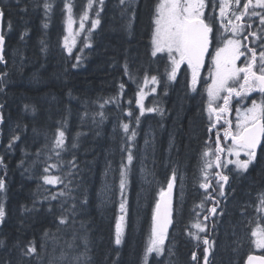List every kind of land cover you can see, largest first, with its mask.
Segmentation results:
<instances>
[{"label": "trees", "instance_id": "1", "mask_svg": "<svg viewBox=\"0 0 264 264\" xmlns=\"http://www.w3.org/2000/svg\"><path fill=\"white\" fill-rule=\"evenodd\" d=\"M158 2L131 0L132 8L122 12L124 6L119 0H104L100 23L96 30L89 31L91 21L96 19L95 11L100 9L94 4L93 10H88L89 18L75 51L67 55L62 46L65 5L69 4L74 16L78 17L85 10L87 0H0V10L5 13L3 55L6 61L0 63V105H3L0 108L3 117L0 157L4 159V165H0V178L6 184L5 191L0 192V203L4 204L7 213L4 223L0 224V240L6 245L0 248V264L5 261L17 264L21 259L25 264H48L51 256L59 254L65 241L72 240L73 232L78 253L84 252L82 237L87 238L88 264H144L145 249L152 235L155 199L145 202L143 207L139 170L147 135L143 131L145 121L136 107V95L145 76L150 79L152 75H163L167 63L160 56L153 58L150 55L154 10ZM215 2L219 3V0ZM45 3L51 5L47 13L43 7ZM41 41H44L43 45ZM125 64L132 78L125 73ZM172 90L168 94L166 116L145 117L154 128L159 147L156 153L142 156V163L154 174V195L165 188L173 168L177 170L176 180L179 175H185L190 184L199 176L203 144L207 140L208 146L213 148L215 142V131L211 134L210 125L202 118L196 95L176 87ZM108 100L111 102L101 109L100 105ZM25 104L34 106L35 111H26ZM129 111L132 116L127 115ZM99 112L104 113L103 120L96 115ZM168 116L172 121L166 129ZM136 117H139V124ZM123 123L129 124V134L132 130L136 132L134 141L127 140ZM60 129L65 131L68 145V151L62 153L64 161L71 160L74 154L79 164V175L70 185L77 205L75 224L71 228L58 224L59 201L45 199L63 185L58 184L55 188L44 185L39 179L43 175V164H33L37 160V151L41 152V161L47 158ZM77 133L81 134L78 138ZM13 134L20 139L8 149ZM74 138L77 147L71 148ZM148 143L154 147L150 140ZM128 146L135 158L124 193L126 218L122 242L117 246L114 243L115 226L122 199L119 166L127 155L122 148ZM164 148L169 153H165ZM56 159L53 154V160ZM66 168L65 163L64 170ZM54 175H62V171L55 169ZM190 192L186 201L179 205L180 215L173 218L169 235L179 252L190 250V254L183 255L192 258L195 253L201 261L205 245L188 234L192 231L191 225L200 221L195 217L197 203ZM85 200L87 203L83 202ZM33 201H36L35 210L25 212V206L33 209ZM50 207L51 212L48 211ZM208 209L206 206L202 218L205 213L208 215ZM213 220L215 217L208 221ZM57 227L61 231L57 232ZM45 231L49 232V238L42 240ZM53 233L56 240L51 239ZM199 235L208 239L218 236L214 233ZM30 240L36 241L38 252L39 245H45L40 261L21 257L20 249L14 247L19 243L23 248ZM161 258L152 254L148 264H158Z\"/></svg>", "mask_w": 264, "mask_h": 264}, {"label": "snow or ice", "instance_id": "2", "mask_svg": "<svg viewBox=\"0 0 264 264\" xmlns=\"http://www.w3.org/2000/svg\"><path fill=\"white\" fill-rule=\"evenodd\" d=\"M94 4L100 6L99 10L95 11L96 19L91 21L89 31L94 30L100 23V11L103 10L104 0H87L86 8L82 11L80 16V28L85 27L83 21L89 18L88 10H93ZM119 4L124 6L122 12L132 8L131 0H119ZM45 13L51 10V5L45 3L43 5ZM68 13L71 14L72 7L65 5ZM218 9V16L216 15ZM206 10L208 14H206ZM5 15L3 10H0V18ZM260 28H254L253 24L256 19ZM72 19L69 15V25ZM153 33L151 38L150 55L153 58L160 56V58L167 61L165 65L164 76L168 81H175L177 73L182 65H186L185 71L191 73V90L196 91V85L199 79V73L204 67L205 60L210 58L211 68L209 69L211 83L207 86L208 93V111L214 114L216 123L209 126V131L216 127L223 116L230 114V103L236 99L239 103L241 100L249 96L252 92H259L264 94V0H159L154 10L153 19ZM11 27V25H9ZM44 27H47L45 24ZM223 29V31H221ZM214 47V52L209 49ZM44 41H41V45ZM5 36L0 34V63H4L5 56ZM65 47L68 48V39L65 37ZM42 50H44L42 48ZM69 52L71 49H68ZM244 57L242 66H237V61ZM79 57L77 60L79 61ZM74 67L76 65H73ZM125 73L131 77L128 71L127 64H125ZM149 77L145 76V83L148 82ZM152 84L160 83L157 75L150 77ZM124 87L123 84L120 85ZM155 91V88L150 89ZM142 92V90H141ZM140 99L136 101L142 116L147 110L148 112H156L159 109L152 107L145 109L141 103L143 96L141 93ZM222 101V104H216V101ZM111 102L105 101L100 105L102 109L104 104ZM3 105H0L2 108ZM25 110L35 111L34 106L25 104ZM237 119L235 126L230 119H224L223 137L220 136L219 131L216 133L214 148H209L208 141H205V147L201 153L202 163L199 166L201 176L197 178L198 186L203 189L205 196L204 200L197 205V207L204 209V201L213 200L212 195L209 193L211 188L217 193L218 196H224V186L229 182V172L232 170L238 172H246L249 165L256 159L257 148L264 146V99L257 102L255 99L251 101L250 107H244L243 111L240 108L235 109ZM101 120L104 118V113L99 112ZM132 116V112L127 113ZM3 117L0 116V122ZM95 123V116H93ZM139 117H136V123L139 124ZM122 129L127 135L128 141H134L136 132L132 130L129 134V124L123 123ZM81 134L77 133L76 138ZM76 138L73 139L71 148L77 147ZM18 135L13 134L9 138L8 149L13 148L15 141L19 140ZM222 139L230 141L228 147L222 146ZM147 144L148 141L146 140ZM68 151L66 145V135L63 129L58 130V134L53 139V146L50 149V154L43 161L40 160L41 152L35 153L37 160L33 164L42 163L43 175L39 177L44 185H58L62 184L63 188L49 193L45 197L47 200H58L60 213L56 217L58 224L71 228L75 224V215L77 212V205L75 197L72 195L73 178L79 175V164L73 154V158L69 161H64L62 153ZM126 152L125 158H122L119 166V189L121 193V212L125 211L124 193L129 182V174L132 170L134 154L131 146L122 148ZM247 159H241V154ZM53 154L57 158L53 160ZM227 157H235V159H225ZM67 164L64 170V164ZM0 165H4L3 157H0ZM234 166L229 169L228 166ZM52 169L62 171V175H53ZM220 169V171H214ZM141 173L145 178L146 183H151L147 179L151 173L145 172L141 168ZM177 178V170L172 169L171 177L167 181V188H161L159 192V200L156 202L153 213V227L152 238L150 239L144 253V264H148V257L155 253L160 256L164 252L163 244L168 226L172 223V191L174 183ZM215 181V187L213 186ZM6 189L5 180L0 178V192ZM87 203V201H83ZM216 206L208 209V215H205L204 220H209L210 217L217 215L222 216L223 211H217L219 201H215ZM36 201H33V209L24 207L25 212L35 210ZM247 205L244 206V212L247 211ZM254 211L257 213H264V192H261L256 202L253 205ZM49 212L52 211L50 207ZM6 210L3 203H0V224H3L6 218ZM199 216V213H196ZM243 215V212H242ZM123 220V216H121ZM212 226H216V221L212 222ZM196 229V232L189 230V235L201 241L205 245L203 249V262L210 264L209 255L213 248V243L208 238L201 237L199 233H204L207 230V225L203 222H196L191 225ZM61 231L57 227V232ZM250 236L254 239L251 243L255 244L258 249H264V227L258 225L256 229L250 232ZM49 238V232L45 231L42 240ZM122 228L118 223L116 226V234L114 243L118 246L122 242ZM51 239L56 240L55 233L52 234ZM84 240V252L78 253L76 251L77 245L76 234L73 232L71 241H65L64 245L60 247L58 255H53L49 258L48 264H88V242L86 237ZM238 243V241H237ZM5 242L0 240V248H4ZM14 247L20 249V256L27 257L29 260L35 258L40 261L43 258V251L45 248L44 243L39 245L40 251L37 250L35 240H30L27 245L20 248L19 243ZM55 251V248H54ZM171 254V253H170ZM193 260H196V254L193 253ZM4 264H11V261H5ZM17 264H25L24 260H18ZM247 264H264V254L256 256L249 255L247 257Z\"/></svg>", "mask_w": 264, "mask_h": 264}, {"label": "rangeland", "instance_id": "3", "mask_svg": "<svg viewBox=\"0 0 264 264\" xmlns=\"http://www.w3.org/2000/svg\"><path fill=\"white\" fill-rule=\"evenodd\" d=\"M67 5H69V4H67ZM65 10H66V15H65V22H64V38H63L62 45H63V49H64L65 53L67 55H71L75 51L78 40H79L80 36L83 34L85 27L83 29L80 28V23H81L80 16L81 15H79L78 17H75L73 12H71V14H69L66 8H65ZM72 10H73V8H72ZM218 14H219V12H217V16H218ZM69 15H71V19H72L71 25H69ZM86 21L87 20L83 21L85 26H86ZM221 31H223V29H221ZM65 37H67V39H68V48L65 47ZM213 46L215 47V43ZM69 48L71 49L70 52L68 50ZM211 66H212L211 60L208 59V72L200 75V77L198 79V83L196 85V91H195V94H199L198 99L200 100V104H201V110H202L201 114H202V118L205 121L208 117L207 112H208V99L209 98H208V93H207L206 89H207V86L211 83L210 73H209V69L211 68ZM186 68H187L186 65L181 66L180 70L177 73V77H176L175 81H168L167 77L164 76V74L158 76L160 83L156 84V85L152 84L151 79H148V82L144 83L138 92V93H141L143 96L141 103L144 105L145 109H148V107L146 105L148 98L150 96L156 94L157 96L160 97V100L162 102V108H163L162 112H163L164 116H166L165 107H166L167 102H168V94H170V91L173 89L172 90V92H173L175 87L177 89H184L185 92L186 91L190 92V90H191V73H190V71H185ZM208 80H209V82H208ZM206 82L208 85H205ZM162 84L165 85V88L162 87ZM170 84H172V85H170ZM173 85H174V87L172 88ZM152 88H155V91H150V89H152ZM165 89H167L168 91L164 92ZM141 90H142V92H141ZM199 91H200V93H199ZM172 97H173V95H172ZM249 98H250V96H247L246 98H244L240 102L241 111H243L244 107H250L251 106V104H247L249 101ZM138 99H140V95L137 94V100ZM216 104H217V101H216ZM137 107L139 108L138 105H137ZM152 113L153 112H148L147 110H145L144 115H151ZM236 117H237V114H236ZM171 121H172L171 116H168V121L166 122V126H168L167 128H169ZM143 131H145L146 135H147V138L145 137V141L148 139L154 145V147L151 148L149 146V143L146 144L144 141L143 147H142V153L140 154L141 155V166H140V170H139V176L141 179V183L144 185V186L142 185V188L140 191V197L142 199V202L144 201L143 207H145V202L152 201L153 197L155 196L152 193L153 183H154V174H153L152 170L147 167V165H144L142 163V156L145 157V156H148L150 153H156L157 151H159V147H158L157 143L155 142V132H154V128L152 130L151 123H149V122L145 123ZM210 133L212 134V131H210ZM204 147H205V143L203 144L202 149H204ZM209 148H211V147H209ZM164 152L169 153V150L164 148ZM262 156L264 159V153ZM224 158L225 159H229V158L235 159V157H227L226 154H225ZM240 158L243 160L246 157L242 153ZM201 163H202V160H201ZM142 167L145 169V172L151 173V175H148V177H147V179L149 181H151V183L145 182V178L141 173ZM233 167L234 166H232V165L228 166L229 169H233ZM231 172H234L235 175H238V171L232 170L229 172L230 176H231ZM51 173L54 175L55 169H52ZM240 175L242 176L243 174L240 173ZM200 176H201V173L199 171L198 177H200ZM198 177L194 178L190 184H189L188 179L186 178L185 175H179L178 179L176 180V184L174 186V196H175V201H176V215L177 216L180 215L178 213L179 205H181V203L186 201V197H187L189 190L191 191L190 193H192V195L194 197H196V199H200V193L201 192L204 193L203 189H201L198 186V183H197ZM229 180H232V178L230 177ZM192 183H196L193 188L191 187ZM189 185H190V187H189ZM46 186H48L50 188H54L57 185H55V186L46 185ZM159 192H160V190L156 194V201H157V198L159 196ZM216 195H217V193H216ZM217 198H218V201H219V198L222 199V201H219L220 205H222V204L228 205L229 208L224 209L223 215L220 217L218 216V218L213 220V221H216L215 227L212 226L213 221H208V220L202 221V220H204V218H202L204 215V209H201L199 207L196 208L197 213H199V216L196 215V217L200 220L197 222H203L204 224L207 225V230L204 233H199V234H201L202 236H207L209 234V232H208L209 226H212V231L214 232V236L218 235L217 237L211 238V242H214V243H213V248H212L210 255H209L210 264H238V262L240 261V259L244 255V253H247L248 247H250V249H248L249 252L254 250L255 252L263 254L264 249H258L255 246V244L251 243V240L254 239L253 237L247 236V234L245 232H242V231H240V233H238V234L233 231V225H232V220H231V217H232L231 216L232 215L231 206H232V208L235 206L232 205L233 201H232L231 193H229V195H227V193L224 189V196H218L217 195ZM154 206L155 205L152 206V212L154 210ZM218 210H219V205H218ZM121 216H123V220H121ZM125 218H126L125 217V211H124V213H122L121 209H120L119 213L117 215V219H116V226L118 223L121 225L122 234L124 232ZM240 221L242 222V220H240ZM116 226H115V234H116ZM219 226H220V228H219ZM191 229H193L192 232H196V229H194L192 227H191ZM219 237H220V243H219ZM151 238H152V235H151ZM237 241H238V243H237ZM163 248H164V252L160 255V256H162V258L159 260V264H178L177 259H178L179 252L177 249V245L174 242V239L172 236L168 235L165 237ZM190 252H191L190 250H187V254L188 253L190 254ZM153 254L155 255V253H153ZM190 258H191V256H187V264H194L190 260Z\"/></svg>", "mask_w": 264, "mask_h": 264}, {"label": "flooded vegetation", "instance_id": "4", "mask_svg": "<svg viewBox=\"0 0 264 264\" xmlns=\"http://www.w3.org/2000/svg\"><path fill=\"white\" fill-rule=\"evenodd\" d=\"M257 26H260L259 23L253 24L254 28ZM210 52H214V46L210 48ZM243 60H244V57H241V59L237 61L238 67L242 66ZM206 66L207 67L203 73L208 72V65L206 64ZM201 73L202 72H200L199 74ZM195 95L198 99L199 94H195ZM249 96L250 98L247 104H251V101L253 99H255L258 103L261 102L262 99H264V94H261L259 92H252ZM240 102L238 103L236 99H233L229 105L230 114L227 116H223L221 120L219 121V123L216 124V129H215L216 133L217 131H219V134L221 137H223V128L221 127V125H224V119L232 120L233 127L235 126V121L237 119L235 109L240 108ZM217 104H222V101L217 100ZM211 115H214V114H211ZM213 120L216 123L215 115H214ZM224 126L226 127V125ZM230 144H231L230 141H224L222 139L223 147H228ZM256 151H257L256 159L249 165L248 170L246 172H240L243 174L242 176L240 175L239 172H238V175H235L234 172H231V176L229 174V177H231L232 180H229L228 184L224 186V189L227 195L231 193L232 201H233L232 205L235 206L233 208L231 206V213H232L231 220H232V225H233V231L237 234L240 233V231L245 232L247 236L249 237H251L250 232L256 229L258 225L264 227V213L255 212L254 207H253L254 203L257 200L258 195L261 192H264V159L262 156L264 153V146L259 147ZM244 159H247V157ZM214 171H220V169H214ZM213 186L215 187V181H213ZM245 186L247 187L246 192H244ZM212 191L213 190L210 191L211 195L215 193L214 191L213 192ZM245 205L248 206L246 212H244ZM226 208H229V206L224 205V204L222 205L219 204V210L217 207V211L219 213ZM242 212H243V215H242ZM218 216L220 217V215ZM240 220H242V222ZM185 253H187V251L184 252L183 254ZM245 258L246 256L244 258L242 256V258L239 261L240 264L244 262ZM192 261L195 262V264H199V257H197L196 260L192 259Z\"/></svg>", "mask_w": 264, "mask_h": 264}, {"label": "bare ground", "instance_id": "5", "mask_svg": "<svg viewBox=\"0 0 264 264\" xmlns=\"http://www.w3.org/2000/svg\"><path fill=\"white\" fill-rule=\"evenodd\" d=\"M1 34H3V18H2V23H1ZM150 128V127H149ZM166 129H167V127H166ZM152 130H153V128H152ZM151 131V130H150ZM153 132V131H152ZM155 132V131H154ZM149 134V133H148ZM152 134V133H151ZM149 138V137H148ZM153 144V143H152ZM179 252V251H178ZM197 256V255H196ZM197 257H199V256H197ZM190 260L192 261V258H190ZM177 261H178V264H185V261H187V257L185 256V255H183V252H179V255H178V259H177ZM193 262V261H192ZM194 264H195V262H193ZM158 264H159V262H158ZM199 264H204V262H203V258H202V260L201 261H199ZM242 264H244V263H242Z\"/></svg>", "mask_w": 264, "mask_h": 264}, {"label": "water", "instance_id": "6", "mask_svg": "<svg viewBox=\"0 0 264 264\" xmlns=\"http://www.w3.org/2000/svg\"><path fill=\"white\" fill-rule=\"evenodd\" d=\"M1 23H2V18H0V34H1ZM206 61V60H205ZM204 65H205V63H204ZM204 68V67H203ZM202 68V69H203ZM258 149V148H257ZM160 198V197H159ZM172 205H173V191H172ZM171 219H172V217H171ZM172 224V223H171ZM171 224L168 226V229H167V233L169 232V230H170V228H171ZM167 233H166V235H167ZM165 235V236H166ZM244 264H247V259H246V261H245V263Z\"/></svg>", "mask_w": 264, "mask_h": 264}]
</instances>
